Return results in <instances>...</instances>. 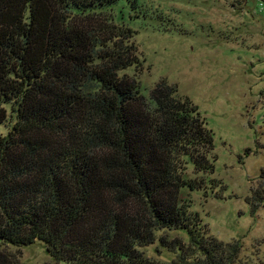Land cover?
Masks as SVG:
<instances>
[{
	"label": "trees",
	"instance_id": "1",
	"mask_svg": "<svg viewBox=\"0 0 264 264\" xmlns=\"http://www.w3.org/2000/svg\"><path fill=\"white\" fill-rule=\"evenodd\" d=\"M118 1L0 0V124L6 104L14 116L0 135V242L40 241L63 264H166L141 250L156 241L172 264H234L240 245L212 236L181 192L218 186L212 132L175 85L147 99L127 74L145 60ZM0 264L22 263L0 250Z\"/></svg>",
	"mask_w": 264,
	"mask_h": 264
},
{
	"label": "rangeland",
	"instance_id": "2",
	"mask_svg": "<svg viewBox=\"0 0 264 264\" xmlns=\"http://www.w3.org/2000/svg\"><path fill=\"white\" fill-rule=\"evenodd\" d=\"M137 2V18L130 17L123 0L113 9L115 20L136 31L133 40L145 60L141 72L129 68L127 74L139 79L147 99L160 80L175 85L198 107L213 136L211 177L218 186L213 193L182 189V196L212 236L240 245L234 264H264V2ZM5 107L8 117L0 135L14 121L10 105ZM159 235L187 242L183 231L161 230ZM0 250L16 253L22 264H63L40 241L23 247L0 242ZM141 250L166 264L176 257L157 241Z\"/></svg>",
	"mask_w": 264,
	"mask_h": 264
},
{
	"label": "built area",
	"instance_id": "3",
	"mask_svg": "<svg viewBox=\"0 0 264 264\" xmlns=\"http://www.w3.org/2000/svg\"><path fill=\"white\" fill-rule=\"evenodd\" d=\"M256 2H259L260 5L264 2V0H255Z\"/></svg>",
	"mask_w": 264,
	"mask_h": 264
}]
</instances>
